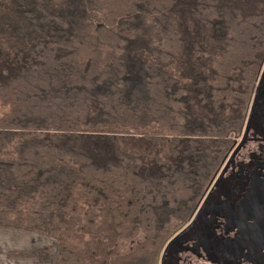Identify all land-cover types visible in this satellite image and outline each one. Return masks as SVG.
Returning a JSON list of instances; mask_svg holds the SVG:
<instances>
[{"label": "trees", "instance_id": "1", "mask_svg": "<svg viewBox=\"0 0 264 264\" xmlns=\"http://www.w3.org/2000/svg\"><path fill=\"white\" fill-rule=\"evenodd\" d=\"M263 68L264 0H0V229L47 236L55 264H150Z\"/></svg>", "mask_w": 264, "mask_h": 264}, {"label": "flooded vegetation", "instance_id": "2", "mask_svg": "<svg viewBox=\"0 0 264 264\" xmlns=\"http://www.w3.org/2000/svg\"><path fill=\"white\" fill-rule=\"evenodd\" d=\"M250 99L240 143L189 221L164 243L158 264H264V190L254 188L264 182V68Z\"/></svg>", "mask_w": 264, "mask_h": 264}, {"label": "rangeland", "instance_id": "3", "mask_svg": "<svg viewBox=\"0 0 264 264\" xmlns=\"http://www.w3.org/2000/svg\"><path fill=\"white\" fill-rule=\"evenodd\" d=\"M191 218L188 217V221ZM118 226L120 230L127 234L131 231V223L125 222L118 219ZM179 221V220H178ZM172 223H175L172 222ZM172 223L163 231H161V239L156 248V251L159 253L161 247L163 248L164 243L169 239V236L173 233ZM50 247L52 249V262H56V247L55 243L52 242L47 236L32 234L28 232L11 230V229H0V264H41L36 260L29 259H11L9 257L10 252H21V253H30L35 250L44 249ZM151 255L150 264H157V254ZM157 260V261H156Z\"/></svg>", "mask_w": 264, "mask_h": 264}, {"label": "water", "instance_id": "4", "mask_svg": "<svg viewBox=\"0 0 264 264\" xmlns=\"http://www.w3.org/2000/svg\"><path fill=\"white\" fill-rule=\"evenodd\" d=\"M256 102H257V99H256ZM256 102H255V104H254V107H255V105H256ZM254 115H255V110H254V108H253V110H252V114H251V117H250V121H249V124H248L249 126H250V124H251V122H252V119H253ZM240 147H241V144H240V146L238 147L237 151L234 153V155L238 152V150H239ZM216 175H217V173H216ZM254 188H255V190H256V189L264 190V182H261L260 185H259L258 187H254ZM179 238H180V237L175 238V239L169 244V246L167 247L166 252H165V254H164V260H165L166 254H167V252L170 250L172 244H174V242H176Z\"/></svg>", "mask_w": 264, "mask_h": 264}]
</instances>
